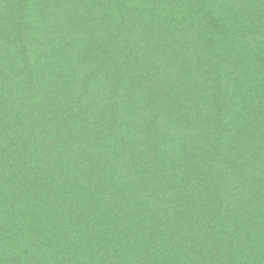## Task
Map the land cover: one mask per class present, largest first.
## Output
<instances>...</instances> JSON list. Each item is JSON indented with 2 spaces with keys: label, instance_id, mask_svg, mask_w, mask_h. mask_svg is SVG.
<instances>
[{
  "label": "trees",
  "instance_id": "trees-1",
  "mask_svg": "<svg viewBox=\"0 0 264 264\" xmlns=\"http://www.w3.org/2000/svg\"><path fill=\"white\" fill-rule=\"evenodd\" d=\"M0 264H264V0H0Z\"/></svg>",
  "mask_w": 264,
  "mask_h": 264
}]
</instances>
